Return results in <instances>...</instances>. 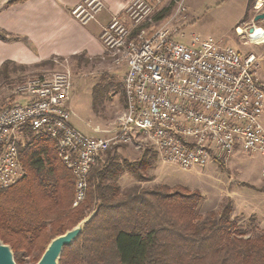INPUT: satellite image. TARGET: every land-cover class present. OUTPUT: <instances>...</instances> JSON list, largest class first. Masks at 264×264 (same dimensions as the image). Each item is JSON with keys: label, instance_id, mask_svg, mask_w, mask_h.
Wrapping results in <instances>:
<instances>
[{"label": "built area", "instance_id": "2783aa9c", "mask_svg": "<svg viewBox=\"0 0 264 264\" xmlns=\"http://www.w3.org/2000/svg\"><path fill=\"white\" fill-rule=\"evenodd\" d=\"M142 3L130 0L126 6L129 27L113 16L99 36L114 63L126 68L116 129L105 137H90L73 127L66 105L71 90L67 70L29 78L16 90L24 101L0 110V189L24 176L19 149L30 133L54 140L57 156L74 177L72 208L84 201L88 175L98 161L113 148L137 141L161 162L183 171L225 163L235 150L264 158L261 60L212 38L178 43L170 21L149 35L136 33L151 8L138 11ZM103 9L101 0H83L70 14L85 26ZM184 11L180 0L176 14ZM251 11L252 17L264 14V0H253ZM239 37L244 45L264 44V30L253 22Z\"/></svg>", "mask_w": 264, "mask_h": 264}, {"label": "trees", "instance_id": "16d2710c", "mask_svg": "<svg viewBox=\"0 0 264 264\" xmlns=\"http://www.w3.org/2000/svg\"><path fill=\"white\" fill-rule=\"evenodd\" d=\"M9 66L0 67L4 78ZM119 148L91 170L85 199L72 208L74 177L57 156L54 140L30 133L19 149L24 176L0 189V241L10 246L16 264H36L53 238L92 212L58 264H264V233L252 237L241 230L231 218V204L201 219L197 191L167 186L122 191L118 181L124 173L139 183L151 181L147 173L157 156L147 149L137 161H119Z\"/></svg>", "mask_w": 264, "mask_h": 264}, {"label": "rangeland", "instance_id": "374dc122", "mask_svg": "<svg viewBox=\"0 0 264 264\" xmlns=\"http://www.w3.org/2000/svg\"><path fill=\"white\" fill-rule=\"evenodd\" d=\"M135 1L143 2L142 7L145 8L138 10L142 13L151 5L146 13L147 17L144 16L137 26L139 28L136 33L149 35L170 21L177 30L174 39L178 43L189 45L195 38L224 40L242 55L254 54L264 60L263 45L258 47L249 42L244 45L243 39L236 35L233 28L228 27L230 20H227L226 24L220 22L222 14L214 6V0H183L185 11L181 15L176 14L178 1ZM229 4H224L223 10L231 9ZM123 20L129 27V21L125 17ZM110 55L101 61L103 68L99 62H85L83 58L76 60L79 67L75 68L72 61L68 63L69 66L59 62L54 70L45 69L46 65L24 70L9 66L8 77L0 75V110L19 101L20 96L16 94V90L29 78L67 70L71 90L66 105L73 114V127L86 136H108L116 129L117 120L123 111L122 80L126 72L125 66L114 63L113 56ZM259 78L264 81V61H261ZM261 118L264 124V109ZM147 149L151 150L149 146L137 141L132 145L120 146L115 154L119 161L134 162ZM105 158L106 155L98 163H102ZM263 167L264 158L260 155L248 156L236 150L225 163L209 164L205 168L190 171H183L176 165L163 163L157 158L153 168L147 173V176L152 178L151 181L139 183L124 173L118 183L122 191L135 187L151 189L155 186H167L170 189L182 187L190 192L197 191L202 197L198 209L201 219L211 213H219L222 207L229 203L232 208L231 218L241 230L253 237L264 233V175L261 173Z\"/></svg>", "mask_w": 264, "mask_h": 264}, {"label": "crops", "instance_id": "0c3cea01", "mask_svg": "<svg viewBox=\"0 0 264 264\" xmlns=\"http://www.w3.org/2000/svg\"><path fill=\"white\" fill-rule=\"evenodd\" d=\"M10 1L0 0V67L10 62L25 69L46 65L44 68L50 70L57 68L59 62L67 66L73 62V68L79 67L76 60L81 58L85 62L97 61L103 68L101 61L108 54L99 38L101 30L113 16L124 19L123 12L130 2L101 0L104 9L94 21L82 26L73 20L70 13L83 0H27L9 5ZM249 1L214 0V6L222 14L220 22L226 24L230 20L228 27L233 28L237 36L252 25L254 17ZM226 3H230L232 8L223 10ZM254 25L264 30V21ZM258 58L264 61L260 56ZM23 101L19 98L17 102Z\"/></svg>", "mask_w": 264, "mask_h": 264}, {"label": "water", "instance_id": "95a60500", "mask_svg": "<svg viewBox=\"0 0 264 264\" xmlns=\"http://www.w3.org/2000/svg\"><path fill=\"white\" fill-rule=\"evenodd\" d=\"M264 21V14L254 16L253 23ZM253 31L252 28L248 30L249 33ZM96 212H92L86 218L82 219L70 230H67L62 235L53 238L46 246L43 254L36 264H58L62 251L66 247H70L83 232L84 226L90 222ZM0 264H16L14 255L10 246L3 244L0 241Z\"/></svg>", "mask_w": 264, "mask_h": 264}]
</instances>
